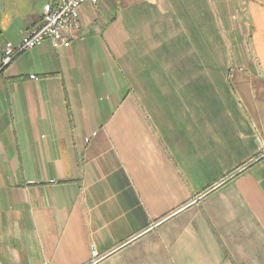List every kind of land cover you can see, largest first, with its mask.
Returning <instances> with one entry per match:
<instances>
[{"label": "crops", "instance_id": "1", "mask_svg": "<svg viewBox=\"0 0 264 264\" xmlns=\"http://www.w3.org/2000/svg\"><path fill=\"white\" fill-rule=\"evenodd\" d=\"M58 1L0 0V46ZM78 16L0 68V264H264V0Z\"/></svg>", "mask_w": 264, "mask_h": 264}, {"label": "built area", "instance_id": "2", "mask_svg": "<svg viewBox=\"0 0 264 264\" xmlns=\"http://www.w3.org/2000/svg\"><path fill=\"white\" fill-rule=\"evenodd\" d=\"M98 0H59L56 4H44L40 23L29 29L21 41L14 45L6 42L0 46V68L8 65L20 52L31 49L44 40L51 42L52 46L68 47L76 31L79 29V6L85 2L96 3ZM35 79V76H30ZM94 254V252H93Z\"/></svg>", "mask_w": 264, "mask_h": 264}]
</instances>
